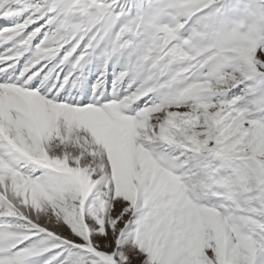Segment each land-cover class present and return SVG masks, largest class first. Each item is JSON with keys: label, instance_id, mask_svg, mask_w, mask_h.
Segmentation results:
<instances>
[{"label": "snow or ice", "instance_id": "1", "mask_svg": "<svg viewBox=\"0 0 264 264\" xmlns=\"http://www.w3.org/2000/svg\"><path fill=\"white\" fill-rule=\"evenodd\" d=\"M0 264H264V0H0Z\"/></svg>", "mask_w": 264, "mask_h": 264}]
</instances>
